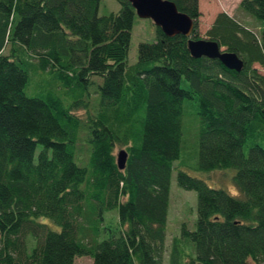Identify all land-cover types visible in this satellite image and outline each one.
Instances as JSON below:
<instances>
[{"label": "trees", "instance_id": "obj_1", "mask_svg": "<svg viewBox=\"0 0 264 264\" xmlns=\"http://www.w3.org/2000/svg\"><path fill=\"white\" fill-rule=\"evenodd\" d=\"M170 1L200 39L199 0ZM99 2L0 0V264H163L167 251V264H264V147L244 152L250 131L264 135V73L254 66L264 69V0L238 6L259 32L226 12L205 32L243 61L239 72L192 57L187 37L157 27L129 65L134 8L122 0L99 16ZM21 64L51 72L72 102L27 96ZM184 99L197 105V169L233 168L240 197L179 170L177 184L196 191V221L167 244ZM82 132L86 166L75 160ZM115 208L112 227L104 215Z\"/></svg>", "mask_w": 264, "mask_h": 264}, {"label": "rangeland", "instance_id": "obj_2", "mask_svg": "<svg viewBox=\"0 0 264 264\" xmlns=\"http://www.w3.org/2000/svg\"><path fill=\"white\" fill-rule=\"evenodd\" d=\"M239 2L240 0H200L199 11L201 15L198 19V36L207 39L205 32L219 12H226L245 23L254 31L259 32L262 26L241 12L238 7ZM119 8L120 3L118 0H100L97 13L99 16H104L110 13H117ZM154 27V24L149 19H142L135 16L131 28L127 56L129 65L137 61V47L140 42H152L155 40ZM4 52H8V46L5 48ZM21 66L28 72V82L25 87L27 96L45 98L49 92H54L66 106L72 102V96L60 91L58 82L51 72L40 69L37 64L28 67L21 64ZM254 66L258 68L261 73H264V69L260 68L257 64ZM183 86H185V82H183ZM182 110L181 149L179 157L173 162L169 185V207L165 237V243L167 244L170 243L174 236L179 235L180 227L183 222L188 225L189 229H193L196 221L197 194L196 191L184 189L177 184L176 175L179 170L186 171L188 174L204 180L211 187L223 188L229 194L240 197V193L233 183V175L235 172L233 168L215 169L210 172H201L197 169L199 122L196 114V101L184 99ZM74 112L80 116H84L83 110H74ZM254 131H250L244 145V152L247 151L248 147L253 142H258L264 147V135H262L261 129L255 128ZM84 138H86L85 132L80 133L81 140L78 142V149L75 152V160L77 164L81 166H86L89 157V144ZM122 148L123 147L117 146L114 151L115 155L118 150ZM117 216L116 208L115 210L105 212V223L114 227L118 220ZM48 223L53 228H56L54 224L49 221ZM168 248L169 245L167 246V250ZM167 254L168 251L164 256L163 264H167ZM74 264H92V259L88 256H79L74 259Z\"/></svg>", "mask_w": 264, "mask_h": 264}, {"label": "water", "instance_id": "obj_3", "mask_svg": "<svg viewBox=\"0 0 264 264\" xmlns=\"http://www.w3.org/2000/svg\"><path fill=\"white\" fill-rule=\"evenodd\" d=\"M122 1V0H118ZM134 8L135 15L142 19H149L155 27L168 37L183 35L188 38L187 47L192 57H207L217 59L229 70L239 72L243 68V61L231 51L219 46L209 39H192L194 28L193 20L178 10L175 3L170 0H126ZM127 152L120 150L117 153V165L120 169L125 167Z\"/></svg>", "mask_w": 264, "mask_h": 264}, {"label": "crops", "instance_id": "obj_4", "mask_svg": "<svg viewBox=\"0 0 264 264\" xmlns=\"http://www.w3.org/2000/svg\"><path fill=\"white\" fill-rule=\"evenodd\" d=\"M199 3H200V0H199Z\"/></svg>", "mask_w": 264, "mask_h": 264}]
</instances>
